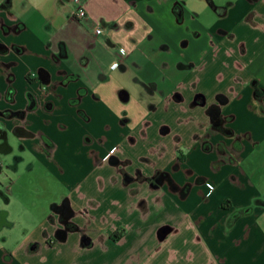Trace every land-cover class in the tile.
<instances>
[{
  "label": "crops",
  "instance_id": "0c3cea01",
  "mask_svg": "<svg viewBox=\"0 0 264 264\" xmlns=\"http://www.w3.org/2000/svg\"><path fill=\"white\" fill-rule=\"evenodd\" d=\"M14 1L9 8L12 13ZM176 2L182 0H85L86 18L81 21L73 16L72 0L42 2L46 33L42 34V40H34L37 56L25 61L28 64L24 62L20 69L29 68L24 73L27 85L36 82L35 72L40 71L64 84L57 85L54 93L47 97L46 100L54 104L50 112L44 109L45 100L37 82L32 87L25 86L28 89L25 97L20 93L21 86L17 92L13 90L10 99L5 98L6 93L0 95V112L23 109L28 95L41 102L36 112L27 115L31 122L27 129L41 130L38 126H46L41 120L54 121L52 130H43L57 146L54 162H48L57 176L53 171L52 174L60 183H66L69 198L76 199L83 193L98 204L89 212L85 231L92 245L81 247L80 232H69L61 240L53 237L56 243L49 246L47 241L54 235L48 223L50 210L41 209L44 213L36 214L34 226L25 227L4 209L12 199L4 203L0 198L3 204L0 211L6 212L8 223L0 232H24L19 240L8 236L3 241L0 264H126L127 257L122 256L134 252L139 264H158L163 258L167 264H264V115L248 107L250 95L244 86L247 79L253 77L264 89V30L250 28L244 22L249 6L247 0L233 2L225 18L217 19L214 14L205 23L183 4L181 25L171 13ZM214 5L221 6V3L216 1ZM254 9L264 14V3L257 2ZM1 18L18 25L15 16L11 21L1 12ZM255 22L260 23L261 19L256 16ZM97 27L102 31L99 36L94 35ZM217 29L233 35L234 39L228 40L226 34H219ZM195 31L199 33L196 40L193 39ZM25 38L30 40L31 37ZM183 39L189 40L187 46L181 44ZM239 43L245 45L244 54L238 53ZM163 44L182 53L185 60L196 67L177 69L167 51L160 48ZM59 54L62 56L57 63L55 56ZM141 57L145 58V63ZM151 61L155 62L156 71L150 77L159 79V87L167 96L191 85L193 91L208 98L217 93L229 96L232 102L228 109L236 116L234 131L248 133L249 140L242 141L239 159L234 164H220L213 172L210 165L220 157L204 154L198 144L188 151L185 142L197 130L176 127L173 131L184 139L179 146L185 159L181 168L191 169L194 176H205V181L184 192L178 189L195 177L173 174L178 188L168 183L157 189H150L147 182L139 184V201L143 203L139 204V210L127 211L125 206L138 196H131L129 188L109 186L108 169L91 164L81 158L78 151L85 136L94 140L102 135L109 138L111 135L105 126L114 125L123 111H135L136 79L145 81L149 77L147 74L139 77V68L145 70V64ZM58 71L63 72V76H56ZM4 81V88H16L12 81ZM4 88L0 89V94ZM120 89L129 93V105L120 102L117 96ZM6 103L9 105L3 106ZM79 112H83L89 122L83 121ZM169 112L164 115L160 112L155 117L157 126L164 121L174 126L176 118L187 116L175 107ZM56 122H66L68 129L57 130ZM155 139L159 147L150 158H155L156 164L141 167L146 177L156 170H167L169 162L175 160V149L170 147L169 140L160 139L153 129L148 130L142 154L148 155V143ZM24 143L25 151L42 158L37 147ZM29 167L32 170L33 166ZM162 227H168L169 233L159 240L158 231ZM118 230H123V235L113 242L110 236ZM5 244L10 248L5 249Z\"/></svg>",
  "mask_w": 264,
  "mask_h": 264
},
{
  "label": "flooded vegetation",
  "instance_id": "af4514ba",
  "mask_svg": "<svg viewBox=\"0 0 264 264\" xmlns=\"http://www.w3.org/2000/svg\"><path fill=\"white\" fill-rule=\"evenodd\" d=\"M206 1L217 19L225 18L228 9L233 6L232 2L215 6L212 1ZM11 2L12 0H2L0 3V13L6 14L8 20L13 21L14 16L9 11ZM257 2L264 3V0H247L249 6L243 20L250 28L264 30V14L254 9V5ZM171 13L177 24H183L184 6L182 2H176L171 7ZM256 16L261 19L260 23L255 22ZM3 22L4 20L1 18L0 26H4ZM217 32L219 34H226L228 40L234 39L233 35L225 33L222 29H217ZM197 38H199V33L195 31L193 39L196 40ZM181 44L187 46L189 40L183 39ZM160 48L167 51L168 55L175 61L177 69L187 70L191 67H196L193 63L185 60L182 53L176 52L166 44L161 45ZM237 50L239 54H244L246 51L245 45L239 43ZM61 56L62 54L55 56L57 63L60 61ZM63 74V72L58 71L56 76L61 77ZM144 74L149 76L147 80L136 79L138 94L136 96L135 111L131 112V114L125 110L115 119L114 125L105 126L104 129L107 130L112 138H110L111 136L108 138V136L102 135L94 140L90 136H85L82 146L78 151L81 158L91 162V164L103 165L108 169L109 186L113 188H129L131 196H138L132 203L125 206L127 211L133 208L139 210V204L143 203V201H139V184L147 182L150 189H157L164 183H168L169 186L178 188L173 182V174L180 173L185 178L195 177L192 182H186L178 189L180 192H184L190 190L195 184L205 181V176H194L191 169L183 170L181 168L185 159L179 146L184 139L173 131L176 127H187V130H197V132L190 134L185 142L188 151H192L195 144H198L204 154H214L216 158L220 157L219 159H215L210 165L213 172L217 171L220 164H234L239 159L242 141L249 140L248 133L238 134L234 131L233 124L235 123L236 116L228 109L232 102L229 96L217 93L208 98L204 94L193 91V85L189 87L183 86L178 91L172 92L167 96L159 87V79L156 80L154 77H150V72L139 68V77L144 76ZM34 81L38 83V87L42 91L43 100H45L44 109L49 112L52 111L54 104H52L53 102H48L46 99L50 93H54L57 85L64 84L63 81H53L52 77L45 71H40L39 76H36ZM244 86L249 90L250 95L248 107L254 109L257 114L264 115V89L259 86L258 80L250 77L244 83ZM186 92L189 94H185ZM12 93L13 91L9 89L5 94V98L10 99ZM117 96L123 105L130 104L127 90H118ZM40 103L36 98L28 95L27 104L23 109L17 112H10L8 110L0 112V155L6 156L13 152L14 147H12L11 141L16 142L22 152L26 150L24 142H29L33 148L37 147L40 150L41 156L47 161L51 160L54 162L53 154L57 147L54 141L43 130L31 131L27 129L31 124L27 120V115L36 112L40 108ZM174 107L177 111L187 116L181 119L176 118L174 126L165 121L160 123V126H157V115L160 112L163 115L170 113L169 111H172ZM79 113L83 121L89 122L90 119L83 112ZM9 123L14 124L8 127L7 124ZM151 129L157 130V135L160 139L167 138L169 140L170 147L172 146L175 149V160L171 163L169 162L167 170H156L146 177L141 167L145 165H152L153 167L156 164V159L150 158V155L159 147V141H156V139L150 141L146 151L149 156L142 154L144 145L148 139V130ZM226 141H229V145H226ZM160 159H162V154ZM22 161L21 157L15 160L16 163ZM1 170L2 167L0 165V175L2 174ZM0 195L1 201L6 203L8 198L1 192ZM63 196L65 197H62V200L58 204L54 203L50 206L48 223L52 226V233L54 235L51 236L52 238L47 243L50 246L51 244H55L56 239L62 238L64 234L80 232V246L91 247V240L85 231L90 220L89 212L98 204L88 200L83 193L76 198L78 202L70 201L68 195ZM5 215V211H0V230L8 225ZM121 232L119 230L114 232L110 236V239L113 242L117 241L123 235V230ZM53 237H56V239Z\"/></svg>",
  "mask_w": 264,
  "mask_h": 264
},
{
  "label": "rangeland",
  "instance_id": "374dc122",
  "mask_svg": "<svg viewBox=\"0 0 264 264\" xmlns=\"http://www.w3.org/2000/svg\"><path fill=\"white\" fill-rule=\"evenodd\" d=\"M50 1L52 2V0ZM210 1L213 3L219 1V3L223 5L226 2L233 3L237 0ZM42 2L44 3V0H15L13 13L11 11L10 12L15 16V19L18 21V25L9 23L10 21L8 22L3 19L4 26H0L1 90L5 87L4 80H7L9 83L12 81L11 84L13 85L15 83L16 88L13 89L11 87L9 89L17 92V89L20 90L19 87L21 86L22 88L20 93L23 97H25L26 90L28 89L25 88L27 84L24 79V73H26L28 67H24L23 70L20 68L24 66L25 61L37 56V53L34 52L38 51L34 50V47L37 46L36 41L34 40H42V34L46 33L44 31L45 24L42 22V10L40 7ZM182 2L189 12L199 16L198 20L202 23L207 22L208 18L214 17V13L206 0H182ZM4 15L5 18L8 19L7 15ZM21 24L23 27L19 26ZM23 33L25 36H30V40L26 39ZM20 42L22 45L17 44ZM29 44L32 48H29ZM37 48H39V46ZM142 50L144 49H141V51ZM137 58L139 59V56ZM140 60L143 63L146 62L143 57H141ZM27 64L28 63H26V65ZM154 66L155 62L151 61L150 63L145 64V69L152 74L155 70ZM35 73V75H37V72ZM165 75L167 76L168 73L166 72ZM160 76L161 75L159 74V78ZM28 84V87H32L36 84V82ZM7 89L8 88H4L0 95H4ZM8 105V103L3 104V106ZM3 111L1 110V112ZM41 121L42 124L44 123L46 125L45 127L43 125L38 126L41 130L53 129L54 121L52 119H50L49 122H43V120ZM55 127L57 130H60L61 128L68 129L66 122L61 124L56 122ZM11 144L12 147H14L13 152L7 154L6 156L0 155V165L2 167V174L0 175V192L6 198L12 199V201L7 204V207L4 209L10 213L12 219L22 221V224H25V227H33L36 214H41L43 212L41 209H43L44 212L45 210L47 212L50 210L51 205L54 203L58 204L62 200V197H65L63 195H69V193H67L68 189L66 188V183H60V180L55 177L56 172L54 168L44 157L40 158L38 155H34L30 151H20L19 145L14 141H11ZM20 157L23 161L16 163L15 160ZM30 165L33 166L32 170H29ZM52 171L55 175L52 174ZM69 200L78 202L75 198H70ZM2 205L3 204L0 201V208ZM30 211L32 214H30ZM119 232H121V230H119ZM23 233L24 232L22 230H16L13 233H11V231L3 230V232H0V246H2L3 241L8 238V236H10V238L12 236V238L19 240ZM4 248L8 249L10 247L8 244H5ZM136 256L137 254L134 252L123 255L122 257H127L126 264H139ZM124 258H122V260H124ZM158 264H167L166 259H161Z\"/></svg>",
  "mask_w": 264,
  "mask_h": 264
},
{
  "label": "built area",
  "instance_id": "2783aa9c",
  "mask_svg": "<svg viewBox=\"0 0 264 264\" xmlns=\"http://www.w3.org/2000/svg\"><path fill=\"white\" fill-rule=\"evenodd\" d=\"M74 4V10H73V16L76 20H84L86 18V12H85V0H72ZM100 27H97L94 29V35L99 36L101 34Z\"/></svg>",
  "mask_w": 264,
  "mask_h": 264
},
{
  "label": "water",
  "instance_id": "95a60500",
  "mask_svg": "<svg viewBox=\"0 0 264 264\" xmlns=\"http://www.w3.org/2000/svg\"><path fill=\"white\" fill-rule=\"evenodd\" d=\"M37 76H39V72H37ZM168 233H169V228L168 227L160 228L159 231H158V239L159 240H163ZM64 238H65V234L62 236V238H60V240L64 239Z\"/></svg>",
  "mask_w": 264,
  "mask_h": 264
}]
</instances>
